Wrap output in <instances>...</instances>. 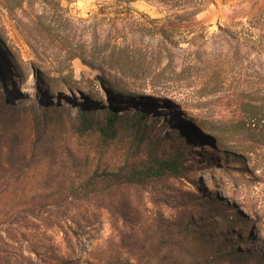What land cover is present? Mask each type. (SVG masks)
Returning <instances> with one entry per match:
<instances>
[{"label":"rangeland","instance_id":"rangeland-1","mask_svg":"<svg viewBox=\"0 0 264 264\" xmlns=\"http://www.w3.org/2000/svg\"><path fill=\"white\" fill-rule=\"evenodd\" d=\"M203 4L205 10L198 17L203 37L195 45L175 47L141 28L155 31L151 20H159L157 25L164 24L177 41L178 36L196 31L194 23L185 16L177 19L154 0L130 4L0 0V109H12L0 113V122L7 123V133L0 131V146L16 150L20 158L16 167L24 172H18L24 180H15L9 190L14 200H0V210L7 205L25 210L30 204L46 218L33 223L28 217L0 227V248L6 251L8 264L124 263L121 240L137 231L138 220L142 228H154L162 221L177 225L188 216L199 225L196 232L210 238L208 244L218 252L210 256L202 251L201 242H186L192 254L183 255L180 264H232L225 252L234 244L251 255H264V145L224 128L233 118L254 122L256 118L248 117L252 109L245 106L250 98L264 99V0H203ZM114 33L122 36L119 53L125 65L142 69L105 74L75 57L92 52L98 34ZM99 78L127 86L130 95L123 90L106 94ZM256 104L254 112L261 113L262 104ZM85 106L97 112L117 107L122 114H149L142 150L135 149L131 133L126 132L99 164L93 162L94 168L115 171L143 163L151 140L160 139L157 153L164 157L175 156L179 146L188 150L186 170L178 177L144 179L142 186L112 188L104 192L108 199L68 204L63 196L57 208L49 198L39 199L58 193L62 178L57 176L71 166L67 155L94 148L89 139L70 131V120ZM44 108L51 111L47 116L63 113L62 124L51 123L62 125L58 144L64 154L58 163L50 164L40 154L22 160L29 151L25 139L30 138L32 120L40 118ZM14 112L22 114L16 117ZM195 120L204 122L209 131L215 126L220 141L211 139L212 147L208 146L207 133H213L203 131ZM18 133L22 143L14 144L12 137ZM5 160L0 157V164L5 166ZM79 160L84 163L82 157ZM0 183L3 191L5 185ZM214 197L222 199L218 210L201 206V200ZM235 212L240 214L238 221L231 217ZM159 258L149 264H159ZM244 264L260 262L255 258Z\"/></svg>","mask_w":264,"mask_h":264},{"label":"trees","instance_id":"trees-1","mask_svg":"<svg viewBox=\"0 0 264 264\" xmlns=\"http://www.w3.org/2000/svg\"><path fill=\"white\" fill-rule=\"evenodd\" d=\"M134 1L137 0H125L126 4H130ZM154 1L168 8L169 11L173 12V16L179 20H182L183 16L187 17L189 21L194 23L196 31L190 32L186 36H178L177 41H174V34L169 31L164 24L161 26L157 25L159 20H151V25H154V29H156L155 31L141 28L142 31H148L153 37L159 36L164 41L174 44L175 47H179L182 43L195 45V43L203 37V32L199 31L204 29V27H202L201 23L198 21V17L205 10L203 0ZM127 11L132 12L130 9H127ZM138 16L139 19H142V15L138 14ZM121 39L122 36L120 33H114L111 35L98 34L94 50L90 53L82 52L80 56L75 57L80 58L82 62L92 69L99 70L105 74L108 72L125 73L126 71L131 72L135 69H142L135 66L125 65L127 62L124 61L119 53L121 52ZM99 80L104 87H106V94L109 93L110 96H113L115 92L120 93L121 90L126 91L125 93L130 95L127 86H122L117 81L109 82L107 79L101 80L100 78ZM111 89H113L114 92ZM256 103L262 104L261 108H259L263 109L261 113L254 112L259 106V104ZM245 108L252 109L251 116H248L250 119L256 118L254 122H251L252 124L242 119L233 118L224 125V128L228 126L233 134L243 136L254 143L264 145V99L260 98V100H255L254 98H250L249 104L245 106ZM10 110L12 109L8 110L6 106H2L0 113L5 115V113ZM41 110L42 116L40 118H33L32 120L30 138L25 139L30 143L29 146H26L29 151L26 152L27 156L22 160H31L32 157H36L40 154V157L44 160H50V164L58 163V158L64 154V151H62L64 148L58 144L60 141L59 136L63 135L61 128L62 125L58 126V124L64 122L63 113L58 115L53 113V115L47 116L51 111H48L47 108ZM97 111V109L91 110L85 106V108L78 112L74 119L70 120V131L72 134L79 139H85L86 141L89 139V141H91L90 146L94 148L85 152L78 151V154L73 153L67 155V158L69 157V160L71 159V166H66L64 168L66 173L62 174L61 170L60 175L57 176V178H62L58 183V193L51 196L38 197L39 199L49 198L52 200L51 203L53 202L51 205L55 208L59 207L63 196H65L67 202H69L68 204L78 201L92 202L94 200L108 199L110 197L104 194V192L111 190L112 188L127 185L142 186V181H144V179L166 176L178 177L186 170L183 161L188 150L179 146L176 147L175 156L164 157L160 153H157L160 139L151 140V150L148 160L143 163L141 160L138 163L134 162L128 166L120 167L115 171L112 169L100 170L97 168L98 165H95L96 168H94L93 162L99 161L97 163L99 164L102 158L107 154L111 144L124 138L126 132L131 133L133 139L132 143L135 149L142 150V143H144L146 132L150 128V125L148 124L149 114H142L140 111H137L134 115L122 114L121 110L117 107H110L109 109H104V111L102 110L100 112ZM21 114V112H14L13 115L17 117L21 116ZM29 115L32 116V112L29 113ZM48 117L52 118V120ZM54 121L58 124L52 125L51 123H54ZM195 121L203 131H209L204 122H201L200 120ZM0 126L2 128H0V131L4 134L7 133L5 127L7 126V123L2 122ZM211 129L212 131L210 130L209 132H212L213 134L207 133L210 140H206V144L212 147L211 141L215 139L220 141V138L217 134L218 129H216L215 126H212ZM20 136V133L14 135L12 137V143H22ZM55 142L57 144H55ZM3 147V145L0 146V157H6L7 160H5V166L3 165V162L0 164V182L2 181V185H5L3 191L0 189V200H4V203H6V201L12 202L14 200V196L9 193V190L15 180L19 181L24 177L19 176L18 172H24L18 170L16 167L17 163L20 162V158H18L19 156H16V150L11 148L5 150ZM79 157L84 159L83 164V160H79ZM72 158L75 159L72 160ZM73 174L75 177L69 178L70 176L72 177ZM65 175L70 176L68 179L64 180ZM9 178H11V182ZM35 200H37L36 197L33 198V201ZM221 202L222 199L214 197L213 200H201V206L208 211L218 210V205ZM33 206L34 205L28 204L27 209L17 210L15 206L9 207L7 205L2 211L0 210L1 229L5 226L19 224L22 221L27 220L28 217H31L30 220L33 221V223L45 220L46 218L44 219L42 214L43 211L31 209ZM24 213H26L27 216L24 215ZM233 214L234 215H231V217H233L234 221H238L240 219V214H238V212ZM193 219L194 218L188 216L185 221H182L177 225H170L162 221L155 223L153 226L154 228H150L151 226L142 228V220H138L137 231L130 233L127 237H123L121 240L123 245L122 253L125 255V259H123L124 263L119 262L117 264H134L132 263V260L136 262L135 264H149L156 256L160 257L159 264H180L179 261H181L183 255L192 254V252L187 250L186 242H189V244L193 242H201L203 247L202 251L205 254L210 256L216 255L218 249H215L214 247H211V244H208L211 240L205 234L196 232L199 225H196ZM86 223L88 224L89 222L87 221ZM1 231L2 230H0V232ZM212 243H216L215 239ZM225 243L227 242L225 241ZM2 244H4V242H2ZM236 245L237 244L232 245L231 248L225 252V257L233 258L231 259L232 264H244L245 261H254L255 258L260 264H264L263 254L257 253V255H251L252 253L244 252ZM4 254H6V251L0 248V256H3ZM105 258L108 260L112 259L111 256H105ZM145 260L146 262L143 263ZM1 262H3L2 264H8L5 261V255L1 258L0 263Z\"/></svg>","mask_w":264,"mask_h":264}]
</instances>
